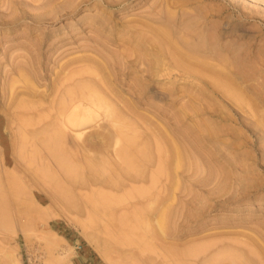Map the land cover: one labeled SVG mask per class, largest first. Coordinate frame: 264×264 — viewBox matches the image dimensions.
Segmentation results:
<instances>
[{
	"label": "rangeland",
	"instance_id": "1",
	"mask_svg": "<svg viewBox=\"0 0 264 264\" xmlns=\"http://www.w3.org/2000/svg\"><path fill=\"white\" fill-rule=\"evenodd\" d=\"M169 16L172 19H168ZM167 27L175 40L185 37L188 42L199 44L209 38L210 49L220 47L225 63H209L225 70L222 72H225L222 84L225 82L227 90L232 88L236 94L239 92L241 98L237 100L238 95L234 94V97L232 89L228 90L231 93L225 92L211 83L205 88L197 81L176 76L160 78L158 81L161 82L157 81L156 85L148 74V68L151 69L149 63L153 58L142 51L143 47L148 49L150 44L140 45L139 40L142 34L146 35L142 40L148 37L151 39L155 30ZM138 45L144 55H139ZM209 57L214 59L213 56L204 58L213 60ZM142 60L146 61L141 62ZM90 72L102 74L97 79ZM100 77L113 81V84L116 82L117 88L114 87L134 109V114L124 112V118L119 117L120 121H129L127 123H131L132 128L133 123L140 126H137L138 131L136 126L134 131L131 128L124 130L127 131V139L134 138L136 146L139 145L140 148L150 144L148 147L151 150L154 146V152H151L153 156H157L154 139L157 141V136L162 138L168 135L169 138H175L173 140L179 145L181 143V148H184L182 150L189 153L188 156L184 152L188 156L185 161H189L184 162V167L176 173L178 177L175 178L179 179L177 182L175 178L167 180L165 176L156 184L152 183L153 175L158 169V157L154 156L156 159L150 160L152 163L149 161L148 167L146 165L145 172L148 173L144 172V176H126L115 187L106 183L108 176L102 172L103 165L108 161L110 165L111 162L117 163L114 159L116 133L115 129L112 131V125L108 124H112L114 119L109 120V116H102L88 125L85 129L87 131L80 137L74 132H66L68 135H65L66 139H62L63 142L66 141L63 145H60V137L56 140L57 136H53H60V133L57 134L60 130L53 131L57 133L52 130L41 132V127L48 120L56 118L52 110V114L50 113V109L57 105L54 98L63 99V95H67L68 90L75 87L81 79L87 82L89 89L104 87L95 83H102L99 81ZM224 78H228L227 81ZM29 82L32 85H27ZM233 85L237 86L234 88ZM238 86L242 90L237 89ZM65 88L64 92L62 89ZM56 89V94L60 92L58 97L55 95ZM99 93L106 96L102 90ZM24 101L29 105L39 104V109L32 105L33 112L23 111L21 103ZM51 104L55 106L52 107ZM114 105L120 108L121 103ZM121 106L120 109L126 108L123 104ZM47 107H52L47 109L49 112ZM35 111L39 113L36 114ZM22 115L26 117L22 118ZM20 117L22 120L31 118L29 122L38 120L33 124L40 121L42 124L37 125L38 128L27 127L26 130V127L22 128ZM209 125L215 128H210ZM34 129L38 132L37 135ZM22 130L29 132L25 135ZM20 131L24 132V138L29 135L26 138H29V146L25 142L23 145L26 148L23 149L21 145V149L27 152H23L27 156L24 160V154L18 148L21 141L25 140ZM40 132L43 135H39ZM50 133L53 134L48 136ZM32 135L37 139H33ZM51 137L55 139H49ZM39 138L41 141H38ZM106 138L113 140L110 142ZM42 139L44 142L50 141L48 145L55 142H52L53 147L58 143L56 150L53 148L58 154L65 144V155L67 152L68 154L62 156L60 153L59 159L66 161L67 157L70 166L74 163V166H80L82 178L86 177L87 183L84 178L76 181L74 171L63 167L60 169L58 154H53L52 146H40ZM143 140L149 142L142 144ZM33 143L34 146L38 145L34 147ZM46 148L51 152L47 153ZM64 150L61 152L64 153ZM87 163L91 164L90 168ZM120 164L121 162L117 163ZM33 169L36 170L34 173ZM94 169L101 170L106 175L99 172L95 174V180L91 176L88 178L91 172L94 173ZM33 174L35 176L32 177ZM0 176V264H180L181 260L176 259V263L173 257L174 263L170 258L171 252L196 248L201 251L200 256L197 255L199 259H194L195 256L193 259L186 257L188 259L185 258V262L181 263L206 264L208 258L207 261L212 263L217 260V264L218 259L220 264H239V257H244L243 260H250L248 262L251 264H264V0H0ZM69 176H73L74 180ZM43 179L45 183H42ZM54 181L61 186L55 184V187ZM173 181L176 182L175 186ZM19 187L20 191L17 190ZM141 188L149 194L133 196L132 201L128 197V201L115 207V213L118 216L131 214L137 207L145 208L148 203L152 204L147 206L155 204L154 208L159 207L153 200L157 196L163 199L165 207L171 206L172 218L174 216L171 219L173 231L165 239L155 241H158L157 248H154L157 253H145L147 251L143 248L146 238L141 229L134 228L135 242L127 245L120 242L118 228L112 229V235L109 234L106 220L92 223L94 209L87 201L90 196L105 193L114 197H126V194H135ZM22 189H25L24 192ZM58 189L57 194L55 190ZM67 197L71 203L66 200ZM150 197L152 201L149 200ZM153 221L155 223L156 219ZM203 245L207 246L205 254ZM107 250H110L109 254ZM226 254L234 255H229L230 258L225 257ZM221 255L225 258L214 260Z\"/></svg>",
	"mask_w": 264,
	"mask_h": 264
},
{
	"label": "bare ground",
	"instance_id": "2",
	"mask_svg": "<svg viewBox=\"0 0 264 264\" xmlns=\"http://www.w3.org/2000/svg\"><path fill=\"white\" fill-rule=\"evenodd\" d=\"M164 14H166V13H164ZM172 15V14H171ZM166 16V15H165ZM170 18H168V19H172V17L171 16H169ZM180 20V19H179ZM174 21V20H173ZM182 21V20H181ZM169 26V25H168ZM173 26H174V24H173ZM164 27V26H163ZM155 28H156V26H155ZM155 30V29H154ZM142 31V30H141ZM143 31H146V29H144ZM147 32V31H146ZM154 33V37L153 38H146V40H142V38H144V36H146V35H144L143 36V34H142V38L139 40L140 41V45H143V44H141V43H144V44H150L149 45V48L148 49H144V47H143V49H142V51L144 52V51H146L147 52V56L149 57L150 55L152 56V62L151 63H149V64H151L149 67L151 68L150 70H149V68H148V74H150L149 76L151 77V78H153L154 80H155V84L156 85H158L157 83L158 82H161V81H158V80H160V78H163V77H167V78H174V76H176L177 78L178 77H180V79L181 78H184V79H189V80H193V81H197L199 84H200V86L202 85L203 87L205 86V88H207L208 86H209V84L211 83V84H213V86L214 87H218V89L219 88H221V89H223V91L225 90V92L226 91H228V90H231L232 88H230V89H226V87H228V86H224V83L222 84V78H223V76H224V73H222L223 71H225V70H221V69H218L215 65L213 66L212 64H210L211 62H213V63H216V62H218L219 64H224L225 63V58L222 56V54H221V52H222V50H221V48L220 47H217V48H215V49H210V46H211V39L209 40V38L208 39H205V40H202L203 42H200L199 44H196V43H190V41L188 42V40L187 39H185V37L184 38H181L180 40H175V37L172 35V31L167 27V28H164V29H162L161 28V30L159 29V30H155V32H153ZM177 33V32H176ZM206 33V32H205ZM213 34V33H212ZM141 36V35H140ZM209 36H210V34H209ZM212 36H214V35H212ZM178 37H179V35H178ZM211 37V36H210ZM212 38V37H211ZM199 39H200V37H199ZM198 38H197V40H199ZM204 39V38H203ZM138 40V39H137ZM213 41V40H212ZM136 43V42H135ZM138 43V42H137ZM136 43V44H137ZM135 45V44H134ZM140 45H138V53L140 52H142L141 50H139V48H141V47H139ZM136 46V45H135ZM148 47V46H147ZM131 55V54H130ZM134 55V54H133ZM139 55H144V54H139ZM147 56H145V57H147ZM205 56H213L214 57V59L213 58H210L209 57V59H213V60H209L208 61V59H206V58H204ZM142 57V56H141ZM79 60V59H78ZM106 60H109V59H106ZM143 61H146V60H142L141 62H143ZM148 61H150V60H148ZM210 62V63H209ZM227 62H228V60H227ZM235 63H238V61L236 62V61H234ZM100 63V62H99ZM113 63V62H112ZM98 64V63H97ZM96 64V65H97ZM105 64V63H104ZM103 64V65H104ZM114 64V63H113ZM144 64H146V63H144ZM91 66L93 65V64H90ZM148 64H146V66H147ZM74 66V65H73ZM121 66V65H120ZM220 66V65H219ZM78 69H79V67H78ZM84 69V68H83ZM222 69H224L223 67H222ZM238 69V68H237ZM247 69V68H246ZM69 70H71V69H69ZM96 70V69H95ZM94 70V71H95ZM118 70V69H117ZM146 70V69H145ZM221 70V71H220ZM234 70V69H233ZM241 70V69H240ZM73 72L75 71V70H72ZM81 70L79 69V71L78 72H80ZM90 71V70H89ZM88 71V72H89ZM76 72V71H75ZM91 72H92V70H91ZM90 72V73H91ZM99 72V71H98ZM235 72H237V70L235 71ZM241 72H245V71H243V70H241ZM72 73V72H71ZM89 73V74H90ZM110 73V72H109ZM79 74V73H78ZM81 74V73H80ZM86 74V73H85ZM84 74V75H85ZM99 74H102V73H95V72H93V73H91V76H93V75H95L94 77H97V79H98V77L100 76ZM108 74V73H107ZM228 74V73H227ZM75 75H77V73L75 74ZM114 75V74H113ZM226 75V74H225ZM247 75V74H246ZM245 75V76H246ZM102 76V75H101ZM110 76V78H112L111 77V74L109 75ZM232 76H234V75H232ZM243 76V75H242ZM241 76V77H242ZM82 77V76H81ZM236 77V76H235ZM72 78V77H71ZM74 78V77H73ZM103 78V77H102ZM101 77H100V79L101 80H99V81H102V83H97V82H95L96 84H98L99 85V87H100V85L102 84V85H104V87L103 86H101L100 88H101V90L104 92L103 94L104 95H106V96H103V95H101L100 93H99V91H101V90H99V89H97L98 87H96V89L94 90V88L93 89H89V86L86 84L87 82L85 81V80H83V79H81V81H79L78 82V84L73 88H71V89H69L68 90V93H67V95H66V93L63 95V97L65 96L66 98H68V99H66L65 97V99L63 98V99H61V97H59L60 98V100H58V99H56L55 100V98L53 99L55 102H57L56 104L54 103V101H52V100H50V98H49V100L50 101H52L54 104L52 105V107H54V108H52V107H47L46 108V110L49 108H52V109H50V113L52 114V111L54 112V114H53V116L55 115L56 116V118H55V120H51V121H53V122H51L50 120H48L47 121V123L48 122H51V123H46L44 126H42L41 128H43L42 130L39 128L38 130H41V132H43V130H44V132L46 133V131L47 130H52V132L54 131V130H56V131H58V130H60V132H53V133H57V134H59L60 133V136L59 135H53V136H57V139L56 140H59V138L58 137H60V145H63L62 143H66V141H62V139H66V137H67V135H68V133L66 134V132H74L75 133V135L77 134L78 135V137H80V136H82V134H84L85 133V131H87V130H85L86 128H87V126L89 125L90 126V124H92V123H95L96 121H98L97 119H99V118H101L102 116H104L105 118L107 117V116H109V120L112 118V120L114 119V120H116V121H112L111 123L112 124H110V123H108L109 125H112V131H114V129H115V131H114V133H116L115 135H116V138L115 139H117L116 141H114L115 142V147H114V156H115V158L114 159H116V161H117V163H120L121 162V164L120 165H117V163L116 164H112L113 162H111V165L109 164V161H108V163H105L103 166H104V169L102 170V172H104V173H106L107 174V176H108V180L106 181V183H109V185L111 184V187L112 186H119L120 185V183H121V181H122V179L125 177L126 178V176H128L129 177V175L131 176L132 174V176H133V178H134V174H136V176L135 177H137V176H144V172H145V167H146V165L149 163V161L150 160H153L155 157L157 158H155L156 159V161H158V169H157V171H155V173H154V175H153V180H152V183L153 184H156V182H158V180L160 179V178H162V177H167L166 179L168 180V178L169 179H174L175 177H178V176H176V173H178V170L181 168H183L184 167V162L185 163H188V161H185L187 158H188V156H189V153H186L185 151H183L182 149H184V148H181L182 146H180V145H182L181 143H180V141H179V143H180V145L177 143V141L176 140H173V139H175V138H169V137H167L168 135H166V136H164V137H160V136H157V138H158V140L156 141V139H154V138H156V137H154V138H152V139H154L155 140V142H156V153H157V156H153V154H152V152H151V150L153 149H155L154 148V146H152L151 147V150H150V146L148 147V145H150V144H148V145H145V146H142L141 148L139 147V145L138 146H136V141H135V139L133 138V139H127V131L125 132L124 130H129L130 128H131V130L133 129V131H134V128H135V126L137 127H140L139 126V124L137 125L136 123H133V127L134 128H132L131 126H132V124L130 123V124H128L129 123V121H127L126 122V120L125 119H121V121L119 120V117H123L122 115H123V113L124 112H126L127 114L129 113V114H131V113H133L134 114V109L128 104V103H126L125 101H124V99H122V97H121V94L116 90V86H115V84H116V82H115V84H113V81H111V82H109V81H107L105 78H103L102 79ZM231 78V76H229V79ZM244 78V77H243ZM79 79V78H78ZM85 79H87V78H85ZM113 79V78H112ZM224 79H226V81H227V79L228 78H224ZM67 79H65V81H66ZM92 80H93V78H92ZM95 80V79H94ZM97 81V80H96ZM150 81V80H149ZM158 81V82H157ZM163 81V80H162ZM237 81V80H236ZM239 81V80H238ZM241 81V80H240ZM31 82V81H30ZM30 82H29V84H27V85H32V84H30ZM68 82V81H67ZM66 82V83H67ZM71 82V81H70ZM69 83V82H68ZM189 83H191V82H189ZM238 83V82H237ZM90 84V83H89ZM34 85V84H33ZM61 85V84H60ZM91 86H94L92 83L90 84ZM135 85V84H134ZM242 85V84H241ZM29 86H27V87H29ZM68 86V85H67ZM90 86V87H91ZM116 88H115V87ZM196 86V85H195ZM195 86H194V89H195ZM230 86V85H229ZM234 86V85H233ZM237 85H235L234 86V88L236 87ZM63 87V86H62ZM135 87H136V85H135ZM140 87V86H139ZM160 87H162V86H160ZM166 87V86H165ZM241 87V86H240ZM240 87L238 86V88L237 89H239V90H242V88L240 89ZM30 88V87H29ZM61 87H59L58 89L61 91V89H60ZM137 88V87H136ZM143 88H144V86H143ZM190 88H191V86H190ZM203 89V88H202ZM35 90V89H34ZM64 92H65V90H66V88L65 89H62ZM96 90H99V91H96ZM139 90V89H138ZM142 90V89H141ZM200 90V87L198 88V91ZM236 90V89H235ZM153 91V90H152ZM170 91V90H169ZM172 91V90H171ZM193 91V90H192ZM206 91H207V89H206ZM234 93H233V92ZM232 95L234 96V94L235 95H238V93L236 94L235 93V91L232 89ZM30 92V91H29ZM33 92H35V91H33ZM56 92H57V89L55 90V95H56V97H58L57 95H58V93H60V92H58L57 94H56ZM62 92V91H61ZM67 92V91H66ZM141 92V91H140ZM197 92V91H196ZM229 92V91H228ZM231 92H229V93H231ZM35 93H37V92H35ZM34 93V94H35ZM190 93H191V91H190ZM61 94H63V93H61ZM192 94V93H191ZM228 94V93H227ZM60 95V94H59ZM195 95V97H196V93L194 94ZM231 94L229 95V96H232ZM35 96V95H34ZM62 96V95H61ZM68 96V97H67ZM202 95H200V97H201ZM208 97V96H207ZM235 97V96H234ZM239 95H238V99H237V96H236V99L237 100H239ZM243 97V96H242ZM241 98V97H240ZM244 99H245V97H243ZM34 99V98H33ZM198 99V98H197ZM204 99V98H203ZM243 99V100H244ZM23 100V99H22ZM22 100H20V101H22ZM249 100V99H248ZM19 101V102H20ZM245 101H246V99H245ZM251 101V100H250ZM33 102V101H32ZM51 102V103H52ZM128 102H130V101H128ZM240 102V101H239ZM16 103V102H15ZM115 103H121V105L123 104L124 106H126V108L125 109H127V110H125V109H120L122 106L120 105V108H117L114 104ZM131 103H132V101H131ZM244 103V102H243ZM133 104V103H132ZM30 105H31V107H30ZM29 105V103L27 104V103H25V101L24 102H22L21 103V107L23 108V111L25 110H27L26 112H33L34 111V109H32V105L33 104H30ZM35 105V104H34ZM34 105H33V107H34ZM39 105V104H38ZM38 105H35V107H36V109H39L38 108ZM50 105V106H51ZM117 105V104H116ZM41 106V105H40ZM134 106V105H133ZM42 107V106H41ZM19 108V107H18ZM132 108V109H131ZM32 110V111H31ZM43 110V109H42ZM41 110V111H42ZM45 110V109H44ZM52 110V111H51ZM137 110V109H136ZM20 111H21V109H20ZM40 111V110H39ZM40 111V112H41ZM48 111V110H47ZM138 111H139V109H138ZM26 112H24V113H26ZM37 111H35V113H36ZM49 112V111H48ZM39 112H37L36 114H38ZM23 114V113H22ZM42 114V113H41ZM126 114V115H127ZM133 114H132V116H133ZM20 116H21V114H19ZM45 115V114H44ZM48 115V114H47ZM125 114H124V116H126ZM137 115H138V113H137ZM32 116V114H30V117ZM141 116V115H140ZM23 117H26V116H23L22 115V118ZM27 117H28V115H27ZM42 117V116H41ZM48 117V116H47ZM130 117V116H129ZM134 117H135V115H134ZM137 117V116H136ZM46 118V116L44 117V119ZM51 118H53V117H51ZM108 118V117H107ZM116 118H118V120L116 119ZM124 118V117H123ZM131 118V117H130ZM138 118H140V117H138ZM19 119H21V117L19 118ZM28 119V118H27ZM27 119L26 120H22L21 119V121H22V128L23 127H26V130H27V127H37V125H39V124H42L41 123V121L38 123V124H35V123H37V121L38 120H35V121H32V122H35L34 124L32 123V122H29V120L31 121V118H29L28 119V121H27ZM34 119V118H33ZM35 119H37V118H35ZM41 119V118H40ZM43 119V120H44ZM135 119V118H134ZM42 120V119H41ZM42 120V121H43ZM46 120V119H45ZM44 120V121H45ZM122 120H124L123 122H122ZM140 120V119H139ZM21 121H20V124H21ZM134 121V120H133ZM141 121V120H140ZM134 122H136V121H134ZM19 124V125H20ZM44 124V123H43ZM135 124V125H134ZM205 125H207V124H205ZM40 126V125H39ZM38 126V127H39ZM208 126V125H207ZM210 126V128H215V127H211V125H209ZM20 127H21V125H20ZM37 127V128H38ZM95 127V126H94ZM138 127H137V129H136V131H138ZM144 127V126H143ZM198 127H200V126H198ZM32 128V129H33ZM146 128V127H145ZM145 128H144V130H145ZM153 128V127H152ZM159 128V127H158ZM30 130H32L31 128H29ZM28 129V130H29ZM111 129V128H110ZM164 129V128H163ZM46 130V131H45ZM147 130V129H146ZM166 130H167V128H166ZM199 130V129H198ZM200 130H201V128H200ZM204 130V129H203ZM216 130V129H215ZM22 131H24V130H22ZM22 131H20L21 133H22ZM34 131H35V129H34ZM95 131V130H94ZM104 131V130H103ZM109 132H110V130H108ZM149 131H150V129H149ZM153 131V130H152ZM19 132V131H18ZM25 132V135L29 132H27L26 133V131H24ZM23 132V133H24ZM36 132V134L35 135H37V131H35ZM40 132V133H41ZM43 132V133H44ZM90 132H91V130H90ZM101 132H102V130H101ZM169 132V131H168ZM210 132V131H209ZM216 132V131H215ZM21 134V136L23 137V139H25V140H23V141H21V143L22 144H20V146L18 147V148H20L19 150H21L22 152H20V153H22V154H24V153H27L25 150H23V149H25L26 148V146L25 145H23L25 142L27 143V140L29 139H27L26 140V138L27 137H29V135L28 136H26L25 138H24V134ZM32 133H33V131H32ZM43 133H41V134H39V135H43ZM49 133V132H48ZM53 133H50L49 135L48 134H46V135H48V136H50L51 134H53ZM113 133V132H112ZM129 133V132H128ZM134 133H136V132H133V134ZM139 133H141V131L139 132ZM30 135H31V133H29ZM103 134V133H102ZM106 134H107V131H106ZM137 134V133H136ZM143 134H144V132H143ZM162 134V133H161ZM170 134V133H169ZM19 135V134H18ZM35 135L33 136V139L35 138V139H37L36 137H35ZM65 135H66V137H65ZM94 135V134H93ZM99 135H101L100 134V132H99ZM148 135V134H147ZM150 135V134H149ZM20 136V135H19ZM21 136H20V138H21ZM45 136V135H44ZM44 136H42V137H44ZM95 136H96V134H95ZM109 136V135H108ZM136 136H138V135H136ZM135 136V137H136ZM46 137V136H45ZM44 137V138H45ZM91 137V136H90ZM102 137H103V135H102ZM129 137V136H128ZM171 137H172V135H171ZM19 138V137H18ZM32 138V137H31ZM54 138V137H53ZM52 137L51 138H49V139H53ZM142 138V137H141ZM151 138V137H150ZM161 138V139H160ZM170 140H169V139ZM32 139V140H33ZM55 139V138H54ZM91 139V138H90ZM92 139H93V137H92ZM98 139V138H97ZM106 139H108V138H106ZM114 139V140H115ZM21 140H22V138H21ZM46 140V139H45ZM89 140V139H88ZM95 140V139H94ZM94 140H93V142H94ZM103 140V139H102ZM110 142H111V140H113V139H111L110 140V138L108 139ZM107 140V141H108ZM142 139H140V141H141ZM148 140V139H147ZM149 140H151V139H149ZM38 141H41V138H39V140ZM90 141V140H89ZM137 141H139V140H137ZM139 141V142H140ZM16 142H17V139H16ZM44 139H42V142H40L39 144H40V146L42 145V146H44V147H47V148H49L50 146H52V149L54 148L55 150H56V148L57 147H55V146H58L57 144L56 145H54V147H53V144H55V142H53V144H52V142L51 143H49V145H48V142H50V141H45L44 143ZM47 142V143H46ZM143 143L142 144H147V143H144V142H149V141H142ZM18 143H19V141H18ZM87 143H89V142H87ZM95 143V142H94ZM138 143V142H137ZM37 144V143H36ZM44 144V145H43ZM45 144H47V146L45 145ZM50 144H52V145H50ZM140 144V143H139ZM17 145V144H16ZM15 145V146H16ZM21 145L23 146V149H21L22 147H21ZM26 145H28V143L26 144ZM35 144L33 143V146H34ZM38 145V144H37ZM36 145V146H37ZM94 145V144H93ZM25 146V147H24ZM29 146V145H28ZM36 146H34V147H36ZM64 146H65V144H64ZM64 146H63V148L61 149V151L63 152V150H64ZM94 146H96V145H94ZM113 147V146H112ZM40 148V147H39ZM46 148V150H47V153L49 152H51V150L50 151H48V149ZM60 148H61V146H60ZM97 148V147H96ZM100 148H102L101 146H100ZM41 149V148H40ZM45 149V148H44ZM54 149H53V154H58V151L56 152V151H54ZM66 149V148H65ZM98 149V148H97ZM33 150H35V148L33 149ZM46 150H44V151H46ZM58 150V149H57ZM98 150H101V149H98ZM152 150V151H153ZM16 151V150H15ZM36 151V150H35ZM43 150H41V152H42ZM60 151V153H61V155L63 156V154L65 155V151L66 150H64V153H62ZM17 152V151H16ZM24 152V153H23ZM30 152V151H29ZM39 152V151H38ZM37 152V153H38ZM56 152V153H55ZM83 152H85V151H83ZM83 152H80V153H83ZM154 152V151H153ZM186 154H188V156H186L185 155V153ZM31 153V155H32V152H30ZM59 153V154H60ZM87 153V152H86ZM86 153H84V154H86ZM101 153H103V152H101ZM100 153V154H101ZM29 154V153H28ZM39 154V153H38ZM57 155L56 157L58 158H56L55 157V155H54V157L58 160V161H60L59 162V166H60V169L63 167V168H68L69 169V171H74L75 172V178H76V181H82L83 180V178H84V176H83V178H82V175H81V170H80V166L79 167H77L76 165L74 166V164H76V163H74V161H76V160H74V161H70V162H73L74 164H73V166H70L71 164H69V162H67V159H68V161H69V158H67V157H65V156H67V154H68V152H67V154L64 156L65 157V159H66V161L64 160V159H59V157L61 158V156L60 155ZM89 154V153H88ZM17 155H20V154H17ZM25 155L26 154H24V156L23 155H21V159H22V156H23V160L24 159H26V157H25ZM30 155V156H31ZM69 155H72V154H70L69 153ZM90 155V154H89ZM92 155V154H91ZM94 156L96 155V154H93ZM110 156H111V154H109ZM51 156H53V155H51ZM51 156H49V157H51ZM77 156H78V154H77ZM83 156V155H82ZM81 156V157H82ZM86 156V155H85ZM85 156H84V158H85ZM19 157V156H18ZM25 157V158H24ZM74 157V156H73ZM72 157V158H73ZM153 157V158H152ZM187 157V158H186ZM35 158H36V156H35ZM52 158V157H51ZM71 158V157H70ZM19 159V158H18ZM74 159V158H73ZM87 159H88V157H87ZM86 159V160H87ZM102 159H104V157H102ZM20 160V159H19ZM89 160V159H88ZM87 160V161H88ZM22 161V160H21ZM26 161V160H25ZM24 161V162H25ZM78 161V163H80V161L79 160H77ZM103 161V160H102ZM88 162H90V161H88ZM115 162V161H114ZM26 163V162H25ZM28 164L30 163V162H27ZM96 163H97V160H96ZM100 163H101V161H100ZM150 163H152V161H150ZM27 164V165H28ZM98 164V163H97ZM107 164V165H106ZM87 165L89 166V168H90V166H91V164H88L87 163ZM99 165V164H98ZM29 166H31V165H29ZM58 166V167H59ZM92 166L95 168L96 166H94L93 164H92ZM99 166H101V165H99ZM98 166V167H99ZM102 166V167H103ZM154 166H155V164H154ZM37 167V166H36ZM35 167V168H36ZM81 167H83V166H81ZM147 167H148V165H147ZM146 167V168H147ZM62 168V169H63ZM86 168H87V166H86ZM82 169V168H81ZM88 169V168H87ZM100 169V168H99ZM31 170V169H30ZM67 170V169H66ZM65 170V171H66ZM95 170V169H94ZM27 171H28V169H27ZM36 170L35 169H33V173L35 172ZM44 171V170H43ZM42 171V172H43ZM32 172V171H31ZM37 172H39V171H37ZM101 173V170L99 171V170H95L94 171V173L93 172H91V175H89V176H87L88 178L91 176L92 177V179H96L97 177H95V174H98V173ZM147 173H148V171H146ZM145 172V173H146ZM39 173H41V171L39 172ZM51 173V172H50ZM61 173H62V171H61ZM65 173V172H64ZM84 173V172H83ZM89 173H90V171H89ZM94 174V176H93V174ZM36 174V173H35ZM70 174V173H69ZM101 174H103V173H101ZM106 174H103V175H106ZM151 174V173H150ZM150 174H149V176H150ZM14 175V174H13ZM70 175H72V173L70 174ZM15 176V175H14ZM33 176H35L34 174L32 175V177ZM37 174H36V178H37ZM45 176V175H44ZM43 176V177H44ZM52 176V175H51ZM102 176V175H101ZM100 176V177H101ZM1 177V176H0ZM61 177V176H60ZM67 177V176H66ZM70 177V176H69ZM90 177V178H91ZM93 177H95V178H93ZM99 177V178H100ZM11 178V177H10ZM13 178H15V177H13ZM19 178V177H18ZM70 178H73V176H71ZM70 178H69V180H70ZM103 178V177H102ZM15 179H17V178H15ZM38 179V178H37ZM51 179H54V178H51ZM50 179V180H51ZM106 179V178H105ZM129 179H131V178H129ZM140 179V178H139ZM147 179V178H146ZM145 179V180H146ZM166 179H165V181H166ZM44 180V179H43ZM55 181L57 180V178L56 179H54ZM58 180H59V178H58ZM72 180V179H71ZM73 180H74V178H73ZM101 180V179H100ZM104 180V179H103ZM135 180V179H134ZM144 180V181H145ZM149 180V179H148ZM147 180V181H148ZM174 180H176V182L179 180H177L176 178L174 179ZM12 181H13V179H12ZM52 181V180H51ZM50 181V182H51ZM54 181V182H55ZM61 181V180H60ZM84 181L86 182L87 181V179H86V177L84 178ZM136 181V180H135ZM16 182V181H15ZM23 182V181H22ZM67 182H70V181H67ZM84 182V183H85ZM129 182V181H128ZM134 182V181H133ZM149 182H150V180H149ZM171 182V181H170ZM175 182V183H176ZM14 183V182H13ZM12 183V184H13ZM42 183H45V180H44V182L42 181ZM71 183V182H70ZM74 183V182H73ZM87 183V182H86ZM90 183V182H89ZM95 183V182H94ZM105 183V182H104ZM104 183H102V184H104ZM143 183V182H142ZM151 183V182H150ZM163 183V182H162ZM175 183H174V181H173V185L175 186ZM52 184H53V182H52ZM57 185L58 187H60L61 185H58L59 183H57V182H55L54 183V185ZM61 184V183H60ZM67 184V183H66ZM124 184V183H123ZM16 185V184H15ZM19 185H21V184H19ZM19 185H17V186H19ZM48 185H50V184H48ZM56 185H55V187H56ZM69 185V184H68ZM105 185V184H104ZM171 185V184H170ZM173 185H172V187H173ZM178 185V183L176 184V186ZM107 186H108V184H107ZM22 187V186H21ZM53 187V186H52ZM124 187V186H123ZM141 187V186H140ZM144 187V186H143ZM171 187V188H172ZM178 187V186H177ZM12 188V187H11ZM13 188H14V186H13ZM12 188V189H13ZM63 188V187H62ZM67 188V187H66ZM107 188V187H106ZM118 188V187H117ZM125 188V187H124ZM175 189H177L176 187H174ZM54 189V188H53ZM64 189V188H63ZM17 190H21L20 189V187H19V189H17ZM23 190V192H24V190L25 189H22ZM71 190V189H70ZM116 190V189H115ZM115 190H113V191H115ZM133 190V189H132ZM16 191V190H15ZM56 191V193H57V191L59 192V189L58 190H55ZM133 191H135V190H133ZM149 191V190H148ZM157 191V190H156ZM173 191H174V189H173ZM53 192H54V190H53ZM62 192V191H61ZM63 192H64V190H63ZM67 192H69V191H67ZM67 192H65V193H67ZM126 192V191H125ZM64 193V194H65ZM70 193V192H69ZM132 193V192H131ZM131 193H129V195L128 194H126V197L124 196H122V197H114V196H112V195H109V194H105V193H98V194H93L92 196H90L89 198H88V200L87 201H89L90 202V204L93 206V209H94V218H93V220H92V223H98V222H100V220L101 221H103V220H106L107 222H108V227H107V231H109V234H111L112 235V233H110L111 232V230L112 229H114V228H118L119 229V232H120V234H118L119 235V240H120V242H122V243H126L127 245L128 244H131V243H134L135 242V240H134V236L133 235H135L134 234V228H137V229H141V231H143V233H144V235L143 236H145V238H146V242L148 241V243H144V240H143V243H144V248H143V250L144 251H147V252H145V253H148V251H150L149 253H151V251H153V253H154V251L156 252L157 250L156 249H154V248H157V245H156V243L158 242H155L156 240H159V239H165V237L166 236H168V235H170L171 234V232L173 231L172 230V227H171V219H173L174 218V216H173V218H172V210L170 209L171 208V206H170V208L169 207H165V203L163 202V199L160 197H158L157 195H156V193L154 194L155 196H157V197H155V199H153L154 200V203H156V204H158L159 205V207H156V208H154L155 206V204L153 205V206H145V208H142L141 207V209H139L138 207V209L136 208V211L134 210V212H132L131 214H124V215H120V216H118V214H116L115 213V207L116 206H118L119 204L121 205L124 201L126 202V201H128V197H129V200H131L132 199V197L133 196H144L145 195V193H148L149 194V192H147V191H145L144 190V188L142 189H139V190H136V192H135V194H131ZM2 194V193H1ZM58 194V193H57ZM71 194H73V193H71ZM60 195H61V193H60ZM62 195H63V193H62ZM66 195V194H65ZM74 195V194H73ZM161 195H163L162 193H161ZM160 195V196H161ZM67 196V195H66ZM66 196H64V197H66ZM118 196V195H117ZM146 196V195H145ZM59 197H63V196H59ZM68 198V197H67ZM135 198V197H134ZM137 198V197H136ZM5 199H7V198H5ZM69 203H71L70 202V198H68V199H66ZM149 200H151V197H150V199ZM5 201V200H4ZM71 201H72V199H71ZM132 201V200H131ZM152 201V200H151ZM170 201V200H169ZM6 202V201H5ZM4 202V203H5ZM66 202V201H65ZM75 202V201H74ZM142 202V201H141ZM147 202H148V199H147ZM150 202V201H149ZM167 202V201H166ZM171 202V201H170ZM7 203H8V200H7ZM140 203V202H139ZM143 203V202H142ZM168 203V202H167ZM10 204V203H9ZM8 204V205H9ZM135 204H137V202L135 203ZM152 204V203H151ZM151 204H149V205H151ZM0 205H2V204H0ZM4 205H6V204H4ZM67 205H69L68 203H67ZM131 205V204H130ZM140 205H142V204H140ZM167 205V204H166ZM124 206V205H123ZM128 206H129V204H128ZM135 206H137V205H135ZM1 207V206H0ZM8 208V207H7ZM127 209H128V207H127ZM1 210V209H0ZM6 210V209H5ZM123 210V209H122ZM125 210V209H124ZM129 210V209H128ZM133 211V210H132ZM2 212V211H1ZM4 213V212H3ZM118 213V212H117ZM10 216H11V213H10ZM7 218V217H6ZM153 219H156V222L155 223H153L154 221H153ZM6 220V219H5ZM7 221V220H6ZM105 221V222H106ZM153 221V222H152ZM2 222H4V221H2ZM5 223V222H4ZM101 223V222H100ZM133 224V225H132ZM131 225H132V227H131ZM2 227V226H1ZM91 227V226H90ZM109 227L111 228V229H109ZM139 231V230H138ZM137 232V231H136ZM141 235H142V233H141ZM140 235V236H141ZM117 236V235H116ZM137 236H135V238H136ZM117 239V238H116ZM139 239V238H138ZM141 239V238H140ZM142 240V239H141ZM138 241H140V240H138ZM140 242H142V241H140ZM169 242V241H168ZM116 243V242H115ZM119 243V242H118ZM160 243V242H159ZM171 243V242H170ZM161 244V243H160ZM125 245V244H124ZM141 245H143V244H141ZM156 245V246H155ZM135 246V245H134ZM204 246V245H203ZM205 247V246H204ZM161 249V248H160ZM198 248H196V250H190V249H188V251L186 250H184L183 252H175V253H173V252H171V254H170V252H168V255L170 254V258H172V260L174 261V259L176 260H181V262H185V258L186 257H188V258H192L193 259V256H195L194 257V259H196L197 258V255L198 256H200V253H201V251L198 249ZM201 249V248H200ZM204 250H203V253L205 254V252H206V249H207V246L205 247V248H203ZM108 251V254H109V252H110V250H107ZM130 251V250H129ZM132 251V250H131ZM140 251H142V250H140ZM144 251H142L143 253H144ZM205 251V252H204ZM133 252H134V250H133ZM208 252V251H207ZM135 253L136 254H138L136 251H135ZM134 253V255H136ZM142 253V254H143ZM157 253V252H156ZM165 253V252H164ZM226 253V252H225ZM140 254V253H139ZM152 254V253H151ZM149 255V254H148ZM165 257L167 258V254L165 253ZM173 255V256H172ZM229 255H231V254H226L225 255V257H227V256H229ZM234 255V254H233ZM233 255H231V256H233ZM246 255V254H245ZM248 255V257H249V254H247ZM231 256H229L230 258H231ZM238 255H236V257H237ZM239 256H241V255H239ZM238 256V257H239ZM153 257V256H152ZM173 257H174V259H173ZM201 257H202V255H201ZM222 257H224L223 255H221V256H219V257H217V258H214V260L215 259H218V258H220V260H222L221 258ZM224 257V258H225ZM236 257H234V259H235V261H238L237 259H236ZM146 258H148V257H146ZM188 258H186V259H188ZM207 258V257H206ZM230 258H228V259H230ZM241 257H239V260H240V262H239V264H251V263H249L250 262V260H247V261H245V260H243L244 259V257H243V259H240ZM250 258V257H249ZM168 260H169V257L167 258ZM197 259H199V257L197 258ZM232 259H233V257H232ZM246 259V258H245ZM253 259V258H252ZM123 260V259H122ZM152 260V259H151ZM176 260V263L178 262ZM207 260H209L208 258H207ZM206 260V264L208 263V262H210V261H207ZM212 260H213V258H212ZM242 260V261H241ZM253 260H255V259H253ZM187 261V260H186ZM204 261V260H203ZM217 261V260H216ZM216 261H214V263H212V262H210V263H212V264H217V262ZM232 261V260H231ZM234 261V260H233ZM234 261V262H235ZM244 261V262H243ZM249 261V262H248ZM121 262V261H120ZM169 262H171V261H169ZM180 262V264H184V263H181ZM191 262V261H190ZM256 262V261H255ZM127 263V262H126ZM138 263V262H137ZM174 263H175V261H174ZM203 263V262H202ZM204 263H205V261H204ZM209 263V264H210ZM254 263V262H253ZM119 264V263H118ZM164 264V263H163ZM189 264V263H188ZM195 264V263H194ZM218 264H220L219 263V259H218ZM235 264H238L237 262L235 263Z\"/></svg>",
	"mask_w": 264,
	"mask_h": 264
}]
</instances>
